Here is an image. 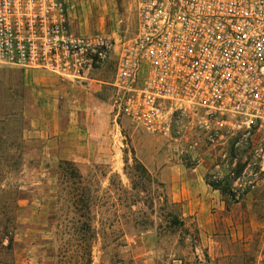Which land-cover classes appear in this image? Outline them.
<instances>
[{
    "label": "rangeland",
    "instance_id": "1",
    "mask_svg": "<svg viewBox=\"0 0 264 264\" xmlns=\"http://www.w3.org/2000/svg\"><path fill=\"white\" fill-rule=\"evenodd\" d=\"M67 10L74 34L137 27L134 0H67ZM113 75L109 66L84 83L0 64V264H255L264 175L240 201L228 189L242 133L221 127L211 143L201 114L178 140L115 124ZM18 156L19 166L4 167ZM133 158L162 186L146 187ZM164 195L182 223L174 232Z\"/></svg>",
    "mask_w": 264,
    "mask_h": 264
},
{
    "label": "built area",
    "instance_id": "2",
    "mask_svg": "<svg viewBox=\"0 0 264 264\" xmlns=\"http://www.w3.org/2000/svg\"><path fill=\"white\" fill-rule=\"evenodd\" d=\"M134 2V34L114 37L72 33L67 0H0V64L84 83L112 66L115 124L178 140L201 114L211 143L221 127L242 133L228 187L240 201L264 175V0ZM255 264H264V218Z\"/></svg>",
    "mask_w": 264,
    "mask_h": 264
},
{
    "label": "trees",
    "instance_id": "3",
    "mask_svg": "<svg viewBox=\"0 0 264 264\" xmlns=\"http://www.w3.org/2000/svg\"><path fill=\"white\" fill-rule=\"evenodd\" d=\"M12 159V165L11 164H4V167H7L6 169L9 170V167L11 166H19V156L16 158V160H14V157H11ZM126 169V168H125ZM131 171H133V173L135 174H139L138 176L140 177V180H143L146 184V187H151L153 184H156L157 186H162V184L157 183L153 176L148 172V170L135 158H133V166L130 168ZM138 178V177H137ZM135 178V179H137ZM131 184L134 186H136V184H134V178L132 179L131 177H129ZM138 181V180H137ZM17 190H13V194H14V198L16 199L17 196ZM151 209L153 208V200H151V205H150ZM176 204L173 202H169L167 199V196L164 195L163 199H162V203L160 205L161 210L166 214L168 221H167V229L171 232L175 231V226L178 225L180 223V225H182L181 222H179V216H178V211L176 209ZM7 237V234H4L2 238ZM8 242L9 244L12 242V237L8 236ZM86 246L89 248H91V243L86 244Z\"/></svg>",
    "mask_w": 264,
    "mask_h": 264
}]
</instances>
